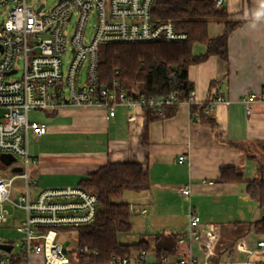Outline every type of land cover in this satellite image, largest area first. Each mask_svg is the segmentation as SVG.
I'll list each match as a JSON object with an SVG mask.
<instances>
[{
    "label": "crops",
    "instance_id": "1",
    "mask_svg": "<svg viewBox=\"0 0 264 264\" xmlns=\"http://www.w3.org/2000/svg\"><path fill=\"white\" fill-rule=\"evenodd\" d=\"M260 7L261 0H228L225 9L229 20L244 22L229 37V61L213 56L189 69V82L196 92L198 106L215 92L212 83L223 90L228 101L213 109L216 133L209 123L200 121L198 114L192 117L191 108L184 103L172 117L150 125V145L145 147L142 135L147 117L142 107L120 106L115 116L110 117L104 108L63 106L55 114L43 113L46 120L39 122L46 124L48 131L30 140L40 144L33 155L30 151L37 160L32 168V179L37 182L35 192L78 187L82 179L108 163L141 164L147 169L152 186L145 192H128L130 199L124 202L131 207L133 230L119 235L121 243L136 244L162 233H184L190 207L196 209L202 225H213L206 221L218 219V204L224 203V208L233 213L235 206L245 205L252 210L250 213L240 209L239 222L229 224L221 232L218 229L217 254L221 258L256 259L259 234L252 224L262 219L264 212L246 194L245 184L219 180L221 170L229 167L236 168L247 181L264 173V167L261 169L258 163H263L260 158L264 155V23L251 26L252 14ZM223 31L222 24L209 26L211 37H218ZM205 51L204 46L197 45L194 53L201 55ZM247 95L253 96L252 104L243 102ZM249 107L252 115L247 114ZM131 116L134 121L129 120ZM231 143L242 145L243 150ZM181 156L185 157L182 164ZM254 174L256 177L251 178ZM185 188L190 189L189 195L183 194ZM13 214L9 223L0 227L19 226L24 221L25 214L18 216L14 211ZM244 240L254 247L246 255L244 246L238 245ZM11 252L18 254L14 247ZM190 252L204 259L199 246L190 250L182 245L180 255L170 260L187 259ZM159 261L151 252L143 264ZM34 264H43V258L35 256Z\"/></svg>",
    "mask_w": 264,
    "mask_h": 264
},
{
    "label": "built area",
    "instance_id": "2",
    "mask_svg": "<svg viewBox=\"0 0 264 264\" xmlns=\"http://www.w3.org/2000/svg\"><path fill=\"white\" fill-rule=\"evenodd\" d=\"M155 1L59 0L53 8L46 9V4L36 0H0V10L5 14L0 25V155L16 158L11 171L14 167L22 168L21 173L0 170V226L14 217L13 209L25 213L18 226L19 233L24 235L20 251L14 255L0 249V264H34L35 256H41L43 264H71L69 252L59 240V230L90 225L99 212L97 195L80 187L35 192L37 182L32 179V168L37 160L30 154V140L45 135L48 127L32 121V113L52 115L70 105L104 108L114 117L117 107L140 106L162 115L169 106L197 105L194 90L183 102L175 93L135 100L119 91L117 82L109 86L100 81L102 46L180 43L188 39L173 22L153 17ZM214 2L216 8L224 9L228 0ZM88 29H92L91 36ZM243 102L252 104L254 98L247 95ZM221 103L228 101L218 88L209 109ZM247 114H253L252 108L247 109ZM129 120L134 121L135 117ZM184 161V156L179 157L180 164ZM17 181L23 184L19 190ZM183 194L189 195L190 189L185 188ZM219 238L218 229L202 225L196 209L190 207L187 230L181 233L179 242L190 250L199 246L204 259L190 252L187 259L179 261L162 256L157 264H264V235L256 236L258 257L254 260L219 257ZM10 242L0 239V245ZM82 251L89 252L87 247ZM146 255L142 252L131 260L114 257L111 264H143Z\"/></svg>",
    "mask_w": 264,
    "mask_h": 264
},
{
    "label": "trees",
    "instance_id": "3",
    "mask_svg": "<svg viewBox=\"0 0 264 264\" xmlns=\"http://www.w3.org/2000/svg\"><path fill=\"white\" fill-rule=\"evenodd\" d=\"M152 14L161 22H173L177 29L188 35V39L180 43L102 46L98 67L100 81L109 86L117 82L119 91H124L135 100H149L175 93L179 101H186L194 90L189 82V69L213 56L228 62L229 37L244 22L230 21L226 9L216 8L214 0H156ZM213 23L224 25V31L218 37H211L209 34V26ZM197 45L206 48L204 54L195 55ZM172 77L177 79L178 88H175ZM211 88L215 92H211L207 102L192 106L191 111L199 115L201 122L209 123L216 133V121L209 105L217 96V84L212 83ZM177 108L178 105L166 107L162 115L151 109H144L147 119L143 127L142 143L145 147L150 145V125L157 120L172 117ZM231 145L243 150L240 144ZM258 163L262 169L263 163ZM263 174L262 172L260 177L247 181L236 168L229 167L221 170L219 182L245 184L246 194L264 212ZM151 186L147 169L132 162L108 163L82 179L78 187L97 195L99 212L94 223L78 229H66L77 233L78 249L71 256V264H111L114 257L131 260L142 252H153L158 258L178 257L182 247L179 242L181 234L162 233L143 238L136 244H124L119 240L120 234L133 230L131 207L122 200L124 194L129 191L145 192ZM252 225L256 233L264 235V217ZM10 244L14 245L13 242ZM84 247L88 248V253L82 251Z\"/></svg>",
    "mask_w": 264,
    "mask_h": 264
},
{
    "label": "rangeland",
    "instance_id": "4",
    "mask_svg": "<svg viewBox=\"0 0 264 264\" xmlns=\"http://www.w3.org/2000/svg\"><path fill=\"white\" fill-rule=\"evenodd\" d=\"M58 1L59 0H36L37 3L46 4V9L53 8V6ZM4 19H5V14L2 13V11L0 10V25L2 24V21ZM73 24L71 25V27L73 26ZM88 33H89V36H91L92 35V29H88ZM16 77H19V76H16ZM85 78H86V71H83V74H82V77H81L83 82L85 81ZM31 119H32V121L39 122V121L46 120V116H44L43 113H32L31 114ZM39 147H40V144L31 141V143H30L31 154L33 155L39 149ZM260 159L264 163V155H262ZM17 163L20 164V161H18ZM11 168H12L11 166H5L4 164H2L0 162V170H4V171H6L8 173H12ZM255 174L252 175L251 178L256 177ZM16 185H17L16 188H18L17 190H19L21 188V186H23L21 181H17ZM129 194H128V192H126L125 195L123 196L122 200L126 201V202L129 201V199H130V195ZM18 196H19V193L16 192V194H15L16 201H17V197ZM252 204H254V207L256 209L258 208L256 203L253 202ZM245 207H246L245 205H242L241 207H239L237 205V206H235L236 209H235V211L233 213V211L230 212L228 209L224 208V203L223 204H218L217 205L218 209H216L217 215H218V219H215V220L208 219L206 221V223H209V224L211 223L213 225H216L217 229H219V231L221 232L222 229L226 228L227 226H229V224H231L233 222H236V221L239 222V220L241 219L240 215L238 213L240 209L242 211H243V209H246L245 212H248V213H250L252 211V210H250L249 206L247 208H245ZM13 211L16 214L18 213L17 214L18 216L22 215V214H25L22 209L15 208V209H13ZM247 215H249V214H247ZM17 226L18 225H13V226L7 227V228L0 227V239L7 238L6 240H9V241L13 242L14 243L13 247H14V251L15 252H19L20 251V248L22 246V239L24 237L23 234L19 233ZM59 240L63 243V245L68 250L70 257L74 256L76 251H77V249H78V240H77L76 231L75 230L68 231L66 229L65 230L64 229L61 230ZM241 244H242V246H244L245 255L247 253H251L253 251V248H254L253 244L249 240L248 241H245V240L241 241V242H239L238 245H241Z\"/></svg>",
    "mask_w": 264,
    "mask_h": 264
},
{
    "label": "water",
    "instance_id": "5",
    "mask_svg": "<svg viewBox=\"0 0 264 264\" xmlns=\"http://www.w3.org/2000/svg\"><path fill=\"white\" fill-rule=\"evenodd\" d=\"M173 79V84L175 86V88H178V82L177 79L175 77H172ZM186 84V83H185ZM0 162L2 164H4L5 166H11L12 164H14L16 162V158L13 157L12 155L9 154H1L0 155ZM13 173H21L22 172V168L20 167H14L12 169ZM0 249L7 252V253H11L12 249H13V245L11 244H2L0 245Z\"/></svg>",
    "mask_w": 264,
    "mask_h": 264
},
{
    "label": "clouds",
    "instance_id": "6",
    "mask_svg": "<svg viewBox=\"0 0 264 264\" xmlns=\"http://www.w3.org/2000/svg\"><path fill=\"white\" fill-rule=\"evenodd\" d=\"M260 23H264V0H261L260 9L252 14L251 26L256 27Z\"/></svg>",
    "mask_w": 264,
    "mask_h": 264
}]
</instances>
